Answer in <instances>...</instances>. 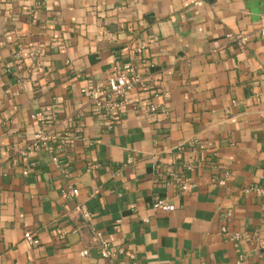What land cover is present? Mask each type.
I'll list each match as a JSON object with an SVG mask.
<instances>
[{"label": "crops", "instance_id": "obj_1", "mask_svg": "<svg viewBox=\"0 0 264 264\" xmlns=\"http://www.w3.org/2000/svg\"><path fill=\"white\" fill-rule=\"evenodd\" d=\"M262 26V0H0V264H264V199L245 192L264 188ZM124 61L148 88L109 127L81 89ZM36 111L68 139L20 155ZM95 232L122 252L100 257Z\"/></svg>", "mask_w": 264, "mask_h": 264}, {"label": "built area", "instance_id": "obj_2", "mask_svg": "<svg viewBox=\"0 0 264 264\" xmlns=\"http://www.w3.org/2000/svg\"><path fill=\"white\" fill-rule=\"evenodd\" d=\"M264 2V0H262ZM197 4V1L194 2ZM259 34L261 37H264V26L260 28ZM226 39L229 42H234L240 47H244L248 40L249 36L243 33H227ZM217 46V45H216ZM143 46L132 45L123 48L125 53H137L139 54L142 51ZM148 88L139 73L137 72L136 66L132 65L129 61H124L121 63H115L104 81L95 87L92 88H83L81 93L88 99L90 104L93 107V110L96 114L100 116L101 119L107 121L109 127L116 121L118 112L122 107L128 104L129 93L136 88ZM155 97L158 96L156 92L153 94ZM143 112L156 113L157 106L153 103H148V105H143L140 107ZM53 115H48L44 111H36L31 113L30 121L34 127L32 138L28 145L19 151L20 155H25L27 151H38L44 150L49 153H52L54 150H59L65 145L69 133L63 132L60 136L52 137L51 134L47 131L48 126L51 123ZM53 164L60 169L61 159L58 157H52ZM187 168H190L191 165L187 163ZM224 181H218V184H223ZM192 187V185L185 179L182 182L180 181V188L182 191H187ZM255 192L261 198L264 199V188L262 187H247L245 192ZM62 198L75 197L78 194V190L75 187L66 186L60 191ZM152 208L157 211L170 212L174 210V206L166 203L161 198H155L152 204ZM77 210L81 215V218L84 221L90 219V213L84 205H78ZM231 216V213L227 211L225 213V218L228 219ZM145 222L148 219H144ZM118 222V221H117ZM221 232L232 240L248 239L246 233L241 232H228L225 226L221 227ZM94 236L97 241V251L100 257L105 259H111L117 256L122 252L121 249L113 247L110 243L103 239L100 233L95 232ZM24 240L30 244L35 245L38 243V240L35 239L32 234L28 231L23 234ZM83 254H86L83 251Z\"/></svg>", "mask_w": 264, "mask_h": 264}]
</instances>
